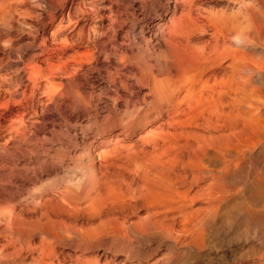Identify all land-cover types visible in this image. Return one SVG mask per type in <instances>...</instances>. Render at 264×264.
Returning a JSON list of instances; mask_svg holds the SVG:
<instances>
[{"label":"bare ground","instance_id":"6f19581e","mask_svg":"<svg viewBox=\"0 0 264 264\" xmlns=\"http://www.w3.org/2000/svg\"><path fill=\"white\" fill-rule=\"evenodd\" d=\"M42 1L60 21L50 73L20 68V82L63 125L18 145L34 160V184H0V264H264V0L237 1L226 22L199 25L212 26L215 44L169 60L142 44L174 35L179 4L195 0L158 10L141 0L143 42L127 32L129 43L110 44L106 58L126 74L117 68L107 80L95 53L103 58L108 40L89 43L79 61L64 29L73 14L87 17L85 0ZM41 44L24 45L31 62L45 55Z\"/></svg>","mask_w":264,"mask_h":264},{"label":"rangeland","instance_id":"374dc122","mask_svg":"<svg viewBox=\"0 0 264 264\" xmlns=\"http://www.w3.org/2000/svg\"><path fill=\"white\" fill-rule=\"evenodd\" d=\"M3 1L0 0V184H7L6 188L14 191L21 184L35 182L34 160L20 151H23L26 145H22L20 150L18 145L23 139L29 142L34 141L37 133L48 135L49 130L63 125L62 117L56 108L41 93L39 95L32 93L33 85L28 81L21 83L19 75L20 68H28L33 77L41 78L50 73L47 55L51 53L49 49L53 46L52 34L59 30L60 21L50 22L48 17L52 11L42 0L18 2L14 0L12 1L13 10L9 13L3 11L1 7ZM145 1L149 6H156L158 10L160 6L166 5L167 0ZM216 1L218 4L215 3ZM237 1L241 0H210V2L195 0L193 6L183 1L177 10L175 34L152 40L147 38L150 41L148 50L146 45L142 44L143 52L146 50L144 54L148 56L150 53L153 59L157 56H163L168 60L197 58L215 44L212 26L208 28V33H204L198 26L209 25L210 22L213 26H218L226 22V16L232 9L237 8ZM121 5L124 8H121ZM83 7L87 16L86 20L76 19V15L73 14L72 21L67 20V23H64L69 41L76 46L78 52L76 60L81 61L84 58V48L89 43L100 45L106 39L109 46L103 52L104 57L102 58L101 52L95 53L100 61V74L105 80L117 71V68L126 74V70L118 66L115 57L108 59L106 54L110 55L112 52L110 44L129 43L126 38L127 32H130L129 35L132 34L130 37H135L137 43L143 42L141 39L143 36L140 35L141 28L148 20L140 12L141 0H85ZM83 27L84 34L80 36L79 33ZM36 39L45 42V45L41 44V47L46 49V53L43 57H38L31 62V55L25 53L23 47ZM131 43L134 41L132 40ZM66 53V56L73 54L71 50ZM51 62L57 64L59 60L54 58ZM64 72L65 70H52L53 82L64 85L66 81ZM103 83L99 84L98 95H101L100 90L107 88V84ZM75 85L79 86L80 82H76ZM104 97L105 95L98 96V103H101ZM34 105L42 106L40 107L41 115L33 109ZM20 118L26 122L25 130L19 125ZM236 262L243 264L241 260Z\"/></svg>","mask_w":264,"mask_h":264}]
</instances>
